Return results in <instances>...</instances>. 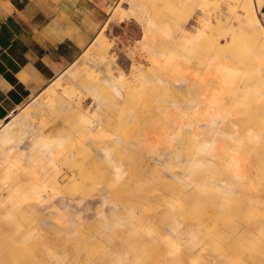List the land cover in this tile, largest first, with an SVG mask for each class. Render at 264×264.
Listing matches in <instances>:
<instances>
[{
	"label": "rangeland",
	"instance_id": "rangeland-1",
	"mask_svg": "<svg viewBox=\"0 0 264 264\" xmlns=\"http://www.w3.org/2000/svg\"><path fill=\"white\" fill-rule=\"evenodd\" d=\"M208 2L218 14L215 20L204 13L202 10L204 5L199 0H118L107 11L104 22L108 20V25L103 28V22L102 28L96 34V37L103 38V43H106L107 47L99 50L98 45L94 44L90 48L88 46V49L86 48L74 63L60 73H64L60 80L62 86L60 88L64 87L69 94L77 95L75 99L78 96L81 97L79 107L72 104L71 108L64 109L57 104L60 98H54V100L49 98L55 95L47 89L52 81L43 91L28 99L3 122H11L10 128L6 130L10 141L6 143L11 145L10 151H13L6 152L5 149L9 146L5 144L7 147H4L5 145L0 144V178L9 172L12 175L17 172L18 175L13 176L15 186L29 188L33 175L37 172L42 173L39 169L40 162L50 153L49 148H35V145L39 146L41 139L44 138V142L53 146L58 142V135L71 138L70 141L64 139L62 147L53 146L55 161L60 166V163L65 164L67 160L61 157L64 147L72 144L78 147L81 144L80 141H75L81 130L83 135L91 136L92 139L87 141L93 145V147L88 146L81 153V160L86 162L87 173H81L82 182L78 186L83 185L87 190L81 194L78 186L70 184L66 187L65 193L70 197L81 195L91 200L106 191L110 204H118L119 215L118 218L109 217L106 221L103 220L104 218L97 215V211L103 208L101 205L89 211L92 217L88 219L83 218L82 214L69 218L68 214L59 210V219H55V223L60 227L52 226L47 231H43L41 225L43 218L35 212L28 211L30 205L28 202L22 205L16 204L12 209H4L0 205V264L11 254L17 255L16 257L22 256V264H44L41 263L43 258L56 260L52 255L59 254L62 250H65V253L63 261L59 264H163L167 261L168 246L165 240L155 238L156 235L159 232L169 234L171 228L174 231L172 235L176 236L180 233L185 235L188 226L197 220V216L204 215L202 209H205L207 203L202 201V197L208 193L205 186L199 187L201 184L199 176L203 177V174H207L213 181L222 178L229 170L227 167L230 164L219 163L216 157L218 143L217 146L211 147L209 153L211 156H207L213 160L212 162L205 161V157L201 155L185 156L188 160L186 159L187 162L183 165L187 167L188 179L178 181L166 177L161 169L169 162L165 160L169 158L167 156L169 151L176 146L175 138L178 134L181 135L180 142L186 147L185 152H189V149L194 147L195 137L187 128L188 123L183 119L189 117L190 124L194 125L200 121L201 113L196 106L190 107L194 103L193 96H187L184 89L161 86L151 88V83L153 74L159 68L168 71L166 68L168 60L179 55L176 49L178 34L182 25H186L187 19H190L187 27L191 31L194 30L197 20H209L208 25L212 24L213 27L223 21L225 13L219 10V6L225 10L226 1L208 0ZM229 2L232 6L233 0ZM259 16L261 18L260 9ZM208 25L205 27V32L211 29ZM188 28L187 30H190ZM231 33L230 39L226 40L233 42L234 45H240L242 36L238 34L236 37H231ZM95 55L104 57L99 65L91 63L90 58ZM176 63L183 64L180 59H177ZM74 68L81 70L82 79H86L85 82H79L74 76L67 75ZM178 69L183 73L181 68ZM193 70L195 65L191 73ZM103 77H108L110 81L103 83L102 86H90ZM135 81L143 84L148 94L142 96L145 101L142 107L130 109L128 106L130 100L134 99L136 91ZM86 86H90V90ZM60 91L57 92L60 93ZM65 97L63 96L62 100H65ZM54 101H57V105ZM172 101H176L181 107L179 114L181 118L173 111V108L166 113L157 111L170 107L169 104ZM185 101L187 102L183 103ZM143 110L147 112L144 113ZM97 115L103 120L101 125L103 130L100 132L89 129L90 121H92L90 118L96 119ZM133 115L134 118H132ZM173 126H180V130ZM239 127L242 128L241 123ZM64 129L65 131H62ZM22 143L36 144L34 147L32 144L28 146L29 151L27 145ZM127 143L130 145L129 148L125 147ZM153 147H157L159 154L163 156L159 161L150 158V149ZM95 149H104L107 160L97 161ZM17 155L20 156L17 157ZM16 158H20L19 161ZM13 161L19 163L16 165ZM254 161L256 166L261 165L259 159ZM15 169L16 172L13 171ZM166 174L173 175L174 170H168ZM62 175L60 171H49L48 177L39 179V184L42 185L41 181H43L51 185L56 180H61ZM0 183H2L0 186L6 185L3 178L0 179ZM178 186L180 187L177 189ZM182 187H185L190 194L186 201H182L183 198L178 192ZM154 192L157 197L154 196ZM249 193L259 202L257 196L261 193L260 189L259 191L243 190V194ZM242 200L244 197L239 202L226 207L237 210L238 214L231 213L237 220H234V223L240 225L243 219L260 213L264 214L262 202L253 206ZM181 202L187 204V207H184V210L187 209L186 216L177 215L178 211L175 210ZM111 218L117 219L121 224ZM254 218L243 224L248 225L249 229L253 226L261 227L263 234L240 233L245 240L252 241L250 247L243 249L246 256H243L244 261L241 264H264V218ZM186 219L188 221H185ZM128 221L134 222V231L131 230L129 234L124 231V225ZM106 223V232L110 236L106 233L102 235ZM61 229H67V234ZM87 229L92 240L84 245L83 232ZM40 232L45 233L43 238L37 239L36 236V239L32 240L22 239L24 234L37 235ZM194 232L191 234L194 235ZM202 233H205V230ZM129 235L137 239L131 240ZM140 240H142L141 244L138 243ZM177 243L180 247L176 253L180 254L183 242ZM13 244L17 247L16 251ZM191 255L197 256L196 253ZM248 255H256V258L252 260L247 258Z\"/></svg>",
	"mask_w": 264,
	"mask_h": 264
},
{
	"label": "bare ground",
	"instance_id": "bare-ground-1",
	"mask_svg": "<svg viewBox=\"0 0 264 264\" xmlns=\"http://www.w3.org/2000/svg\"><path fill=\"white\" fill-rule=\"evenodd\" d=\"M199 1L204 5L202 8L204 13L211 18L213 17L215 20L218 14L212 9V4H210L208 0ZM225 1V10L218 5L219 10L225 13L223 15V21H220L218 26L214 25L213 27L212 24L208 25L210 21L202 19L196 21L194 30L191 31V29L187 27L188 23L190 24V19H187L186 25H182L181 31L179 32L180 35L178 34L179 40L176 49L179 55L177 54L178 56L168 60L166 66L168 71L164 70V68H159L153 74L154 78L151 83V88H158L161 86L184 89L187 96H193L192 101L194 103L190 105V107L193 108L196 106L200 109L201 113L200 121L194 125L190 124L191 119L189 117L183 119L188 123L187 128L195 137L194 147L189 149V152H185L186 147L180 142L181 135L178 134L177 138H175L176 146L169 151L167 154L169 158L165 160L169 162L164 164L161 169L165 172L166 177L168 176L171 180L174 179L178 181H182L184 178L188 179L186 176L187 167L183 165L184 162L188 160L185 156L191 157L194 155H201L205 157V161L212 162L213 160L207 156H211L209 154L212 149L211 147L213 145L217 146L218 143L219 146L216 151V157H218L219 163L224 165L230 164L227 167L229 170L226 171L225 176L222 178L213 181L212 177L207 174H203V177L199 176L201 181L199 187L205 186L208 193L207 195L204 194V197H202V201L207 203V205L205 209H202L204 215L197 216V220H194V222L188 226V231L185 232V235L181 233L176 236L172 235V233H174L172 228L171 231L169 230V234H161V232H159V234L156 235L155 238L165 240L168 246L166 251L167 261L163 264H241L244 261L243 256H246L243 249L250 247L252 241L245 240L244 236L240 233L251 235H256L258 233L260 235L263 234L261 232V227L253 226L249 229L247 227L248 225L243 223L250 222L254 217V219H259V217L264 218V214L260 213L250 218L243 219L242 224L239 225L238 223H234V220L237 221L235 217V215L238 214L237 210L226 207H230L231 204L239 202L243 197L244 200L242 201L250 205L254 206L261 202V204L264 205V25L259 16L255 0H233L232 6L229 0ZM226 15L228 16L225 17ZM107 25L108 20L104 22L103 28ZM207 25L210 26L211 29L205 32V27ZM187 28L190 30H187ZM231 31L233 32L231 33ZM230 33L231 37H236L238 34L241 35L242 43L240 45H234L233 42L226 40L230 39ZM103 41V38L96 37L88 46L90 48V46L95 44V46L98 45L99 50L104 49L107 46ZM162 55L164 56V54ZM177 59H180L183 64L178 65L176 63ZM90 60L93 65H99L103 62L104 57L95 55L90 58ZM194 65L195 70L191 73ZM178 68H181L183 73H181ZM67 71L64 72L66 73ZM63 75L64 73L58 75L47 87L49 92L52 94L55 93V95H51L49 98L52 100H54V98H60L61 100H59L57 104L64 109L71 108L72 104L79 107L81 97L78 96L75 99L77 95L72 93L69 94L68 90L64 87L62 89L60 88L62 87L60 80ZM67 75L74 76L79 82L86 81V79H82L81 70L76 68L72 69ZM109 81L110 79L108 77L99 78L98 81L94 82V84L92 83L90 86H102L103 83H108ZM136 84V91L133 96L134 99L130 100L128 106L130 109L142 107L145 104L142 96L148 94L143 84L139 81H137ZM90 86L86 87L90 90ZM59 90H61L60 93L57 92ZM63 96H66L65 100H62ZM54 102L55 105H57V101ZM186 102L187 101L183 103ZM169 106L170 107L158 109L157 111L166 113L170 112V108H173V111L181 118L179 116L181 107L178 106L177 102L172 101ZM182 108L184 107L182 106ZM143 112L146 113L147 111L143 110ZM132 118H134V115ZM128 119L129 117L127 120ZM90 120L91 125L89 129H94L97 132L103 130V127H101L103 120L99 115L96 116V119L90 118ZM10 123L11 122H5L0 128L1 145H5L7 141H10L8 138L10 136L6 131L10 128ZM240 123L242 124V128L239 127ZM173 127L180 130V126ZM83 129L85 131L87 130L85 128ZM62 131H65V129ZM82 132L83 131L79 130L78 139L75 140L81 143L78 147L72 144L64 147V151L62 150L63 154L61 157L63 160H67L65 164L60 163V166L55 161L56 157L53 155V146L59 145L62 147L64 145L62 141L64 139L65 141H70L71 138L58 135V142L53 146H49L48 142H44V138L41 139V143L39 146L35 145V148H49L48 152H50L48 153V157L40 162L39 169H41L42 173L34 172L36 174L33 175L32 184L29 185V188H20L13 183L15 182L13 181V176L15 177L17 174L16 169L13 170L16 172L14 175L6 171L8 174L0 178H3L6 184L5 186L3 185L4 187L2 185L0 186V205H2L4 209H12L16 204L22 205L24 202H28L30 204L28 206V211L31 213L35 212L43 218L41 221L43 231H47L52 226L60 227V225L55 223V219H59V210L68 214L69 218L77 217L82 214L83 218L88 219L92 217L89 211L101 205L103 208L97 211V215L104 218L103 220L106 221L109 217L118 218L119 206L118 204H110L107 198L108 196L106 195L108 192L106 191L91 200H87L81 195L70 197L65 193V189L68 185L72 184L78 186L81 184V173H87L86 162L81 160V153L84 152L88 146L93 147V145L90 141H87L92 139L91 136H87L86 134L83 135L84 133L82 134ZM31 144L23 145H27L29 149L28 146ZM34 144L36 143L32 144L33 147ZM7 146L9 145L7 144ZM7 146L5 145L4 147ZM10 146L5 149L6 152L11 150ZM4 147L1 148L4 149ZM125 147L129 148L130 145L127 143ZM150 150L149 155H151V160L159 161L163 157L162 154H159L157 147H153ZM18 153L20 154V152ZM95 153L97 161L102 162L103 160H107L106 151L104 149H95ZM20 155H17V157ZM16 159L18 160L20 158ZM258 159L261 165L256 166L254 160ZM14 162L15 164L19 163L13 161V163ZM22 167L23 165L21 168ZM17 168H19V166H17ZM52 170L62 172V183L61 180H56L49 185L41 181L42 185H40L39 179L48 177L49 171ZM168 170H174V174H166ZM27 171L29 172L28 169ZM23 175L25 174L23 173ZM36 180L38 182H36ZM60 183L61 186H59ZM185 185L188 186V184ZM78 187L80 188L81 194L87 190L83 185L82 187ZM179 187L180 186H178L177 189ZM244 189L246 191H259L260 189L261 193L257 196L259 202L258 200L256 201L254 196L250 195L251 193L248 195L243 194ZM178 192L183 198L182 201H186L190 196L189 192L185 190V187L180 188ZM154 194V196L157 197L156 192H154ZM172 202V198H170V203ZM178 205L180 206H176L175 208V210L178 211L177 215L186 216L187 209L184 210V207H187L186 202L178 203ZM113 220L121 224L117 219ZM185 221H188V219ZM106 228L107 223L105 224V228L103 229L104 233H102V235L106 233L110 236V234L106 232ZM131 230L134 231V222L128 221L124 225V231L129 234ZM203 230H205V233H202ZM61 231L66 233L67 229H61ZM193 231H195L194 235L191 234ZM36 236L37 239H40L43 238L42 236H45V233L40 232L37 233V235L24 234L22 239L27 238L32 240L36 239ZM129 238L131 240L137 239V237L130 235ZM89 240L91 241L92 238L88 235L87 229L83 232L84 245H86ZM177 242H183L180 248V254L176 253L180 247V244ZM138 243L141 244L142 240ZM13 246L16 251L17 247L14 244ZM64 253L65 250H62L59 254H53L52 256H54L56 260L45 257L41 260V263L45 264L51 262L59 264L63 261ZM193 253H196L197 256L191 255ZM16 256L17 255L11 254L1 264H22L21 260L23 257ZM247 258L254 260L256 255H248Z\"/></svg>",
	"mask_w": 264,
	"mask_h": 264
},
{
	"label": "crops",
	"instance_id": "crops-1",
	"mask_svg": "<svg viewBox=\"0 0 264 264\" xmlns=\"http://www.w3.org/2000/svg\"><path fill=\"white\" fill-rule=\"evenodd\" d=\"M117 1L0 0V128L74 63Z\"/></svg>",
	"mask_w": 264,
	"mask_h": 264
}]
</instances>
